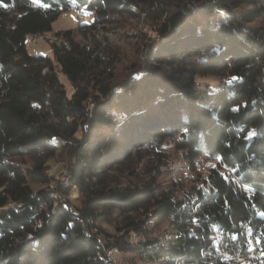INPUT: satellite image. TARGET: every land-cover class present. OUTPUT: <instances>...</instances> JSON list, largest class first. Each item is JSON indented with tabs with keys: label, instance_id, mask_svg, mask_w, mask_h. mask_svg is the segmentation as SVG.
<instances>
[{
	"label": "trees",
	"instance_id": "16d2710c",
	"mask_svg": "<svg viewBox=\"0 0 264 264\" xmlns=\"http://www.w3.org/2000/svg\"><path fill=\"white\" fill-rule=\"evenodd\" d=\"M70 7L93 11L77 28L145 13L144 67L75 28L31 53ZM169 144L192 167L220 159L164 184ZM54 159L68 180L43 188ZM156 219L175 231L150 235ZM112 249L136 264H264V0H0V264H113Z\"/></svg>",
	"mask_w": 264,
	"mask_h": 264
},
{
	"label": "rangeland",
	"instance_id": "374dc122",
	"mask_svg": "<svg viewBox=\"0 0 264 264\" xmlns=\"http://www.w3.org/2000/svg\"><path fill=\"white\" fill-rule=\"evenodd\" d=\"M192 10L197 9V5H192ZM118 19L113 22H105L96 25L95 27H80L79 24L90 23L93 18V11L87 8L70 7L68 10H64L52 23V31L48 32V35L38 36L37 40H33V36L27 39L28 50L33 53L52 54L51 41L57 37L54 32L63 28H75V35L78 39L88 44L94 42H100L102 44H112L122 55L124 60L122 68L131 65H136L134 71H138L144 67V60L147 59V52L149 47H145L141 53V36L145 33H150L149 29L150 20L146 19L145 13L137 14H117ZM150 30V31H149ZM54 31V32H53ZM153 33V31H152ZM154 34V33H153ZM151 35V34H150ZM157 37L156 39H158ZM153 41V40H151ZM63 78V77H62ZM201 80V79H199ZM206 80L211 81V77H206ZM71 85H67V90L71 91ZM168 162L162 165V171L159 173L157 180L164 184H169L172 178L178 179L184 186L200 181L203 177L207 176L209 169L216 166L220 157L216 153L213 156L203 154L198 156L194 160L195 166L190 165L189 160L185 157L183 151L177 150L172 144H169L165 149ZM134 165L140 175H146V166L150 163L149 156L144 157L141 161L134 160ZM69 160L62 161L60 159H54L52 161V167L50 169L54 179L51 185H40L43 188H53L58 181L67 182L69 171L66 168ZM30 164V161H27ZM67 165V166H66ZM59 196V193H57ZM78 193L72 192V201L77 205L79 204ZM102 225L109 230V232H115L112 225L102 222ZM147 229L152 236H166L175 231L174 227L168 219H156L149 222ZM133 242L139 243L140 235L132 233ZM113 259V264H136L137 257L134 255H128V253H121L116 249H112L107 253ZM112 264V263H111ZM140 264H160L156 261L141 262Z\"/></svg>",
	"mask_w": 264,
	"mask_h": 264
},
{
	"label": "bare ground",
	"instance_id": "6f19581e",
	"mask_svg": "<svg viewBox=\"0 0 264 264\" xmlns=\"http://www.w3.org/2000/svg\"><path fill=\"white\" fill-rule=\"evenodd\" d=\"M38 37V35L36 34V35H33V40H35V38H37Z\"/></svg>",
	"mask_w": 264,
	"mask_h": 264
},
{
	"label": "built area",
	"instance_id": "2783aa9c",
	"mask_svg": "<svg viewBox=\"0 0 264 264\" xmlns=\"http://www.w3.org/2000/svg\"><path fill=\"white\" fill-rule=\"evenodd\" d=\"M38 39V37L37 38H35V40H37Z\"/></svg>",
	"mask_w": 264,
	"mask_h": 264
}]
</instances>
